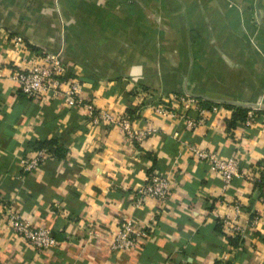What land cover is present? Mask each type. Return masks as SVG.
I'll use <instances>...</instances> for the list:
<instances>
[{
  "label": "crops",
  "instance_id": "0c3cea01",
  "mask_svg": "<svg viewBox=\"0 0 264 264\" xmlns=\"http://www.w3.org/2000/svg\"><path fill=\"white\" fill-rule=\"evenodd\" d=\"M13 32L25 35L27 47L13 44ZM45 49L63 50L85 102L157 133L132 143L117 126L95 122L84 105L22 93L6 74ZM0 62V264H215L229 251L215 216L223 182L189 146L237 153L242 171L262 175L264 129L229 128L230 116L214 112L189 128L180 115L152 106L174 92L212 102L263 100L264 0H0ZM51 139L61 148L46 145L51 155L24 172L20 159ZM153 166L172 175L168 201L136 207ZM259 191L235 177L228 197L241 199L242 218L261 210ZM9 208L60 242L46 250L30 245L7 229ZM125 218L147 236L116 251L113 233ZM229 261L264 264V220Z\"/></svg>",
  "mask_w": 264,
  "mask_h": 264
},
{
  "label": "built area",
  "instance_id": "2783aa9c",
  "mask_svg": "<svg viewBox=\"0 0 264 264\" xmlns=\"http://www.w3.org/2000/svg\"><path fill=\"white\" fill-rule=\"evenodd\" d=\"M13 44L19 48L27 47L25 35L13 32ZM1 64V62H0ZM5 75L0 67V79ZM14 80L17 88L24 94L31 97L44 95L63 96L72 105H84L93 115L95 122L115 125L132 143L143 142L149 136L157 133V128L147 126L137 128L129 114H121L107 109H98L93 103L84 100V84L80 79L70 76V66L67 64L64 52L59 50H43L37 57H34L27 68L16 67L6 74ZM156 112L162 115L174 116L177 114L183 119L189 128H196L204 125L211 113L229 115L230 118L236 112L237 107L246 109L245 119L238 121L242 124L243 130L247 131L256 123H260L264 129V99L254 103L237 102H212L205 101L196 95L185 92H174L165 102H159L152 106ZM196 111V117H190V112ZM229 118V119H230ZM189 149L193 155L209 164L211 171L217 174L223 182L222 195L215 216L224 225V234L228 238L240 237L242 244L249 234L255 230L264 220V191L258 194V202L262 205L261 210L253 209L248 211V216L242 218L244 205L239 198L228 197L230 188L235 177L244 176L253 185L259 180L260 174L254 170L242 171L240 158L237 153L224 157L218 152L209 151L197 145H190ZM49 147H42L36 151L35 156H23L20 159V167L24 172H31L38 168L51 155ZM172 190V175L169 172L156 170L147 174L145 181L138 187L135 198L136 207H141L150 199H157L162 202L168 201ZM233 210V212H232ZM229 211V212H228ZM231 211V212H230ZM245 215V213H244ZM243 220V222H241ZM4 223L7 229L19 235L30 245L46 250L56 246L60 241L53 231L48 227L35 226L32 221L24 217L21 212L9 208L4 215ZM90 236H95L96 231L93 225L90 227ZM112 249L116 251H127L136 247L140 241L147 236V232L136 225L132 218L122 219L119 227L114 231ZM229 241V251L221 260L229 259L230 253L238 249Z\"/></svg>",
  "mask_w": 264,
  "mask_h": 264
},
{
  "label": "trees",
  "instance_id": "16d2710c",
  "mask_svg": "<svg viewBox=\"0 0 264 264\" xmlns=\"http://www.w3.org/2000/svg\"><path fill=\"white\" fill-rule=\"evenodd\" d=\"M199 98H201V99H203V100L208 102V100L206 98H203V97H199ZM245 116H246V109H244L243 107H237L236 108V112L233 114V116L230 119H228L229 128L235 127L236 123L238 121H242V120L245 119ZM40 145L41 146H39V148L45 147L46 145L47 146H51V147L57 146L58 149L61 148L60 145L58 144L57 140H55V139H51L49 141L43 142ZM156 170H158V169L153 166V168H151L149 170V173L153 172V171H156ZM255 186H257L259 188L260 192L263 193V191H264V173L259 176V180H258V182L256 183ZM216 227H217L218 231H221L224 234V225H223V223L221 221H217ZM239 238L240 237H236V238H231L230 237L228 239L230 240L231 244H233L234 246H236L238 248H241L242 245H243L242 244L243 241L241 242V240ZM215 264H230V261H229V259L226 260V261H223V260L220 259V260H217L215 262Z\"/></svg>",
  "mask_w": 264,
  "mask_h": 264
}]
</instances>
